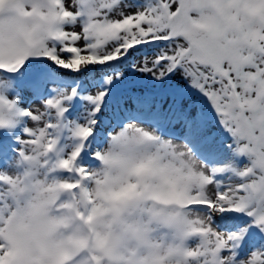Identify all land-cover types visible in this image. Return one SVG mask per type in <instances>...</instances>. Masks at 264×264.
Segmentation results:
<instances>
[{
	"label": "snow or ice",
	"instance_id": "6c2138e0",
	"mask_svg": "<svg viewBox=\"0 0 264 264\" xmlns=\"http://www.w3.org/2000/svg\"><path fill=\"white\" fill-rule=\"evenodd\" d=\"M49 4L45 11L40 0H0V129L21 126L27 139L17 144L32 152L30 156L22 151L23 161L33 162L37 153L45 159L54 154L59 164L72 171L75 162L88 155L84 149H89L92 127L98 124L112 88L126 73L160 84L180 73L189 87L206 98L233 138L234 156L247 160L240 167L229 162L202 172L198 177L202 187L193 195L178 192L176 203L206 213L188 221L191 231L205 241L187 255L204 257V264H264V247L244 258L238 254L249 228L264 233V41L233 45L224 42L222 32L206 37L201 29L208 19L207 0H73L70 6L63 0H49ZM130 7L135 10L124 11ZM23 18L39 23L28 25ZM77 22L81 31L63 29ZM67 73L74 76L68 78ZM2 74L20 75L5 79ZM25 91L40 101L39 108L20 106ZM77 102L80 111H74ZM85 107L88 111L82 112ZM125 121L142 124L139 119ZM127 131L124 127L121 137L127 139ZM136 132L145 142L159 139L141 128ZM66 140L83 143L71 145L75 150L60 160L70 147ZM76 170L89 179L86 168ZM18 181V176L0 167V205L6 207L8 197H15ZM224 213L242 214L249 222L237 230L214 231L213 217ZM221 252L227 260L218 258ZM0 264L25 261L14 250L0 247Z\"/></svg>",
	"mask_w": 264,
	"mask_h": 264
},
{
	"label": "clouds",
	"instance_id": "9594fccd",
	"mask_svg": "<svg viewBox=\"0 0 264 264\" xmlns=\"http://www.w3.org/2000/svg\"><path fill=\"white\" fill-rule=\"evenodd\" d=\"M72 2L63 0L66 6ZM49 6V0H40L41 9ZM204 15L208 19L201 31L208 38L222 32L226 44L264 41V0H207ZM23 19L28 25L39 23ZM63 29L81 31V24H65ZM124 127L127 139L121 137ZM96 128L92 127L88 144L97 137ZM136 128L159 139L145 142ZM19 139L27 137H14L16 142ZM65 143L70 147L60 160L75 150L71 145L78 147L83 141ZM13 151L2 169L19 181L15 197H8L6 207L0 205V247L14 250L25 264H204V257L187 255L205 241L191 231L188 221L206 213L197 206L182 207L176 200L181 190L193 195L201 189L198 177L206 165L183 142L124 121L108 127L90 151L84 149L92 163H85L81 156L72 171L59 164L54 154L45 159L37 153L29 163L20 156L22 151L32 155L28 146ZM78 167L87 169L89 179H83ZM68 183L76 187H63ZM218 258L227 260V254L221 252Z\"/></svg>",
	"mask_w": 264,
	"mask_h": 264
},
{
	"label": "rangeland",
	"instance_id": "374dc122",
	"mask_svg": "<svg viewBox=\"0 0 264 264\" xmlns=\"http://www.w3.org/2000/svg\"><path fill=\"white\" fill-rule=\"evenodd\" d=\"M137 3L140 0H136ZM135 9H124L131 12ZM63 71V70H61ZM99 69L96 70L98 72ZM92 73L91 75H95ZM5 79H16L20 74H2ZM71 78L74 74L67 73ZM183 90V91H180ZM20 106L39 105L30 92H23ZM79 104L74 111H80ZM139 119L148 128H154L162 136L172 138L186 144L195 157L208 168L222 166L231 162L240 167L247 163L246 158L234 156L230 145L233 138L219 123V119L210 103L198 91L189 87L187 80L176 73L163 84L146 77L125 74L122 81L115 84L107 97L103 110L99 113L96 131L98 133L92 143L99 144L102 133L112 125H119L127 119ZM16 135H23L21 126L9 130L0 129V167L14 155V148L19 147L14 140ZM84 162L92 163L86 155ZM218 176L217 179H224ZM226 179V178H225ZM248 218L242 214L224 213L213 217V226L218 231H233L247 224ZM264 247V233L249 228L241 242L238 254L241 258L254 250Z\"/></svg>",
	"mask_w": 264,
	"mask_h": 264
}]
</instances>
